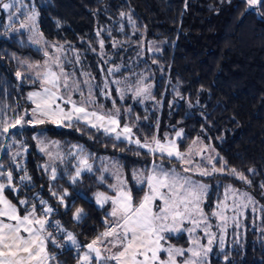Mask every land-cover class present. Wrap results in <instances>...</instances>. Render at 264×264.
<instances>
[{
    "label": "trees",
    "instance_id": "16d2710c",
    "mask_svg": "<svg viewBox=\"0 0 264 264\" xmlns=\"http://www.w3.org/2000/svg\"><path fill=\"white\" fill-rule=\"evenodd\" d=\"M32 11L38 13L35 27L29 22L21 29L19 20L26 15L14 14L10 22L9 13L0 10L2 119L11 122L22 110L30 111L29 91L42 88V82L20 69L19 60L44 63L59 57L85 95L91 89L95 105L89 109L116 115L140 141L172 138L181 131L182 151L195 139L214 147V164L223 168L222 174L185 172L210 186L203 212L215 238L201 260L264 264V10L249 9L246 0H24L20 12ZM144 88L147 92L135 94ZM80 98L73 93V100ZM39 133L56 141L54 159L39 149ZM81 151L92 171H82L72 183ZM159 161L184 168L175 158H162L82 122L17 125L0 134L4 195L19 215L34 207L35 215L46 219L49 264H82L79 251L113 223L111 202H99L98 194L114 197L123 181L138 202L148 188L133 173L147 177ZM107 162L115 168L108 170ZM232 169L247 180L232 175ZM228 191L251 202L245 217L231 223L221 247V224L213 213L221 211ZM45 208L52 209L46 216ZM203 226L193 236L207 245ZM67 233L76 245L68 242ZM190 239L180 232L168 242L186 249ZM98 246L102 255L109 254ZM92 254V264H114Z\"/></svg>",
    "mask_w": 264,
    "mask_h": 264
},
{
    "label": "snow or ice",
    "instance_id": "6c2138e0",
    "mask_svg": "<svg viewBox=\"0 0 264 264\" xmlns=\"http://www.w3.org/2000/svg\"><path fill=\"white\" fill-rule=\"evenodd\" d=\"M23 3L24 0H7V2L0 0V10L9 13L10 22L13 21L14 14L26 15L25 20H19L21 29L29 27V22L32 27H35L38 13L35 11L30 14L21 13L20 9ZM246 5L249 9L264 10V0H246ZM16 18L19 19L18 16ZM101 46H103V42H101ZM44 55L48 56V52L45 51ZM33 67L40 69L35 75L38 80L42 81V91H34L29 94V99L34 105L31 111L22 110V113H17L11 122L3 120L0 116V134L8 133L9 128H15L17 125L31 124L35 126L45 122L53 124L68 122V126H71V122L74 120L83 121L92 128H102L105 133H116V139L123 137L140 148H147L150 153H160L162 158L164 155L169 158L175 157L182 164L189 165V167L183 168V172L196 171L201 176H208L213 172L223 171V168L215 167L211 156L206 158L207 163L212 164L210 169L195 165L191 152L182 154L174 142L161 143L154 139L152 144H142L139 139L133 140L132 128L127 125L117 132L120 124L117 116L98 114L95 110H88L95 105L91 89L89 88L85 95V92L80 88L81 82L76 80L73 74L64 71V65L59 57H50L43 66L28 65L29 69ZM21 75L19 71L16 73L17 78H20ZM75 92H79L81 97L79 101L72 99ZM145 92H147L146 88L138 89L135 94L140 96ZM118 111L117 109L116 112L118 113ZM25 116H28L29 119L25 120ZM176 135L180 136L181 133L177 132ZM42 150L44 149L42 148ZM79 155L80 159L75 168V174L71 177L72 183L77 182L82 171H92L88 158L82 151ZM51 172L52 178L55 179V168H52ZM231 174L238 176L241 180H247L235 169L231 170ZM4 175V172H0V176ZM133 178L141 184L146 181L148 188V192L138 202L134 203L132 192L123 181L114 188V197L106 196L103 193L98 194L99 202H111L113 208L110 216L115 219L106 231L87 245L89 252L83 255L82 264H92L93 257L89 253H94L96 260L111 261L114 264H206L204 260L194 259L201 257L202 253L206 255L211 251L210 246L215 238L210 231L211 225L200 207L206 186L193 182L187 176L180 175L175 169L165 170L159 165H154L151 174L147 177L143 173H133ZM6 179L9 182L12 180L11 172H7ZM248 182L250 183V181ZM5 187L4 183H0V205L3 206L0 208V217L15 223H5L4 220H0V264H49L50 256L46 251V240L47 237H51V233L45 234L46 219L38 218L35 215L34 207L32 212L20 216L17 207L4 197ZM261 187L264 188V185ZM67 195L68 193L65 191L64 196ZM243 195L247 196V194ZM64 196L59 198L61 203L64 201ZM247 199L251 202V197H247ZM157 200L161 203L156 204ZM20 203L24 204L26 201ZM226 209L227 205L224 206V210ZM233 210L237 209L234 207ZM43 211L46 216L52 209L45 208ZM80 211L77 210V219L80 218ZM213 215L224 222L220 225L221 228H224L228 218L223 214V211H217ZM233 219L235 218L233 217ZM185 223L189 227H182ZM201 223L204 226L200 230L207 237V245L201 244L200 240L192 235L200 228ZM180 232L189 233L193 247L183 249L174 247L168 242L172 234ZM165 233L169 235H165ZM67 238L71 244H77L76 238L71 233H67ZM107 238H111L109 243L113 247H118L119 251L111 252L109 248L106 249L109 254L104 256L98 245ZM52 243H56L54 239ZM220 243L223 247V238ZM186 251L191 253L192 258L178 261L177 257H183ZM162 252L165 253L163 259L160 256Z\"/></svg>",
    "mask_w": 264,
    "mask_h": 264
},
{
    "label": "rangeland",
    "instance_id": "374dc122",
    "mask_svg": "<svg viewBox=\"0 0 264 264\" xmlns=\"http://www.w3.org/2000/svg\"><path fill=\"white\" fill-rule=\"evenodd\" d=\"M35 37L37 38V35H35ZM45 63V62H44ZM44 63H34V62H31V61H28V60H24V59H22V60H19V66H20V69L24 72V73H26V74H28V75H30V76H32L33 78H35V79H37L36 78V75H35V73L37 72V71H39L40 69H38V68H35V67H33L32 69H29L28 68V65H33V66H36V65H41V66H43L44 65ZM38 80V79H37ZM40 81V80H39ZM40 82H42V81H40ZM34 91H42V88H39V89H33V90H31V91H29V93H28V98H29V94L31 93V92H34ZM29 101L31 102V100L29 99ZM32 103V102H31ZM34 107V105L32 104V108ZM65 107H67V106H65ZM89 111H92V109H88ZM31 111V110H30ZM95 111H97V110H95ZM97 113L98 114H103L102 112H99V111H97ZM118 118V117H117ZM72 122H77V121H72ZM71 122V123H72ZM79 122H82V123H84L83 121H79ZM120 122V121H119ZM51 123V122H50ZM65 123H68V122H65ZM65 123H63V124H65ZM86 124V123H85ZM57 125H62V124H57ZM87 125H89V124H87ZM90 126V125H89ZM125 125H122V124H119V127L117 128V132H119L123 127H124ZM127 126H129V125H127ZM130 127V126H129ZM101 130H103L102 128H101ZM180 133H181V135L180 136H177L176 134L174 135V137H172V138H167V139H162V140H159L161 143H168L169 141H171V142H174L177 146H178V150L182 153V154H184V151H182L180 148H179V140H181L182 138H183V132H181V131H179ZM107 134H110V135H112V136H114L115 138H116V133H107ZM132 138H133V140L134 139H138V138H136L135 136H134V133H133V130H132ZM37 143H38V147H39V149L44 153V154H46L47 155V157L48 158H53L54 159V157H56L57 155H56V153L58 154V152H56V141L54 140V139H52V138H49L47 135H45V133H39L38 135H37ZM117 140H124V141H127V140H125V139H123V137H121L120 139H117ZM158 140V139H157ZM195 140H198V139H195ZM127 142H130V141H127ZM202 142V141H201ZM130 143H132V142H130ZM141 143L143 144V143H147V144H152L153 142H146V141H141ZM133 144H135V143H133ZM203 144H205V143H203ZM194 144L192 145V147L194 148ZM212 146V145H211ZM213 147V146H212ZM42 148L44 149V150H42ZM208 149H205V152H203L204 154H206V158L207 157H209L211 154H212V149H211V147L209 146V147H207ZM214 148V147H213ZM144 149H147V148H144ZM214 151L216 152V150L214 149ZM217 153V152H216ZM215 153V154H216ZM158 154H160V153H158ZM216 156L217 155H215V158H216ZM173 158H175V157H173ZM214 160L215 159H213V157H212V163L214 164ZM160 162V161H159ZM157 162V164L156 165H159L160 167H162L163 169H165V170H172V169H175V171L177 172V173H179L180 175H183L184 173H183V170H181V169H178L176 166H166L164 163H162V162ZM107 164H108V170H112V169H114L115 168V164H113L112 165V163H110V162H107ZM206 165H209L208 163L206 164ZM212 165V164H211ZM216 167V166H215ZM216 168H219V167H216ZM191 172H193V173H196V174H198L196 171H191ZM215 173H217V172H215ZM219 174H222L223 173V171L222 172H218ZM212 174H214V173H212ZM211 174V175H212ZM120 173H119V178H120ZM183 176H185V175H183ZM208 176H210V175H208ZM193 182H196V183H199V184H203V185H205L206 186V183H204V182H202V181H200V180H198V179H196L195 177H193V176H188ZM244 191V190H243ZM148 192V191H147ZM245 192V191H244ZM209 193V192H208ZM208 193L207 194H204V197H203V200H202V202L200 203V207L203 209V206H204V203H205V201H206V198H207V196H208ZM234 193H235V191H234ZM245 194H247V193H245ZM207 195V196H206ZM244 197H247V196H244ZM155 203L156 204H160L161 203V201H159V200H157V201H155ZM250 203H249V201L246 199H242V196L241 195H236V194H234L233 195V193H230L229 194V191H228V193H227V195H226V197H224V199H223V201H222V206H221V211H223V214L228 218L227 219V221H226V226L224 227V228H221V236H219L220 238H223V242L225 243L226 242V237H227V230H228V228L230 227V225H231V223H233V221H235V222H237V221H239L240 220V217L241 216H243V217H245V212H246V210H247V207H248V205H249ZM98 205L100 206L101 204H99L98 203ZM225 205H227V209L226 210H224V206ZM241 205H243V207H241ZM236 208L237 210L236 211H234L233 210V208ZM112 208H113V205H112V207L110 208V210H109V214L111 213V211H112ZM233 217L235 218V219H233ZM115 218H112L111 217V220H112V222H113V220H114ZM218 221L220 222V224L222 225V224H224V222L223 221H221L220 219H218ZM182 227H189V225L187 224V223H185ZM187 233V232H186ZM188 235H189V233H187ZM195 233H193L192 235H194ZM165 235H168V233H165ZM107 241H108V239H106ZM106 240L102 243V244H99L101 247H102V249L104 250V251H106V249H109L110 247H108V245L106 244ZM110 240H111V238H110ZM70 244H71V242L70 241H68ZM163 243V242H162ZM172 245V244H171ZM174 247H178V246H174ZM191 247H193V245H191ZM178 248H181V247H178ZM188 248H190V247H188ZM188 248H186V249H188ZM80 252V261H81V263H82V257H83V255L85 254V253H88L89 251L88 250H80L79 251ZM107 252V251H106ZM92 257H93V254L92 253H89ZM186 254H188V256L186 255ZM190 255V256H189ZM204 258V254L202 253V256L201 257H199V258H194V259H197V260H201V258ZM185 258H192L191 257V253H189V252H185V255L183 256V257H177V260L178 261H181V260H184Z\"/></svg>",
    "mask_w": 264,
    "mask_h": 264
},
{
    "label": "crops",
    "instance_id": "0c3cea01",
    "mask_svg": "<svg viewBox=\"0 0 264 264\" xmlns=\"http://www.w3.org/2000/svg\"><path fill=\"white\" fill-rule=\"evenodd\" d=\"M203 143H205V142H203V141L201 142V140H193L190 143V145L184 150V154H188L189 152H191L192 158H193V163L195 165H201L203 167H206V168H209L210 169L212 167V165L211 164L206 165L207 164L206 154H204L203 152H205V149H208L207 147L210 146L211 149H212V154L210 156L213 157V159H215V155H217V153L214 151V148L210 144H207V143L203 144ZM193 144L195 145L194 148L192 147ZM183 165H184V167H189V165H185V164H183ZM183 173H184L183 175H185L187 177L188 176H191V175L186 174L185 172H183ZM213 173H215V172H213ZM209 190H210V186L206 183V191H205V194H207L209 192ZM3 195H4V193H3ZM4 197H5V195H4ZM2 207L3 206L0 205V208H2ZM0 220H4L5 223H15L14 221H8L4 217H0ZM21 234L22 235H26L25 233H21ZM110 249H112L113 252H118V250H119L118 247H113V248H110ZM46 251L49 253L48 248H47V241H46ZM49 256H50V254H49Z\"/></svg>",
    "mask_w": 264,
    "mask_h": 264
},
{
    "label": "water",
    "instance_id": "95a60500",
    "mask_svg": "<svg viewBox=\"0 0 264 264\" xmlns=\"http://www.w3.org/2000/svg\"><path fill=\"white\" fill-rule=\"evenodd\" d=\"M87 247V246H86ZM87 250H89L88 248H87Z\"/></svg>",
    "mask_w": 264,
    "mask_h": 264
}]
</instances>
